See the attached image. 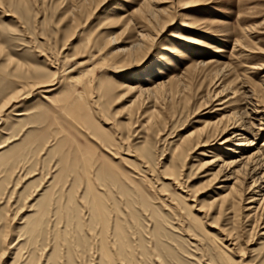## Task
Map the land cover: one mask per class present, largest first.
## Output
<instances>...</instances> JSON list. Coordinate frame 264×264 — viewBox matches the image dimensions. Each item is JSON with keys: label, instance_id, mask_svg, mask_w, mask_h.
Returning a JSON list of instances; mask_svg holds the SVG:
<instances>
[{"label": "rangeland", "instance_id": "374dc122", "mask_svg": "<svg viewBox=\"0 0 264 264\" xmlns=\"http://www.w3.org/2000/svg\"><path fill=\"white\" fill-rule=\"evenodd\" d=\"M141 1L0 0V106L21 90L0 113V264H106L102 234L115 264H264V230L249 233L246 217L235 229L241 246L230 252L214 240L230 227L227 214L197 217L200 229L192 222L199 213L190 205L215 190L196 165L227 158L225 149L181 160L179 188L163 179L179 139L221 115L217 102L199 104L207 86L212 95L216 70L222 85L249 86L264 105V0H155L173 24L142 66L119 70L112 51L134 38L135 27L122 30L139 18L132 10ZM180 29L190 44L170 37ZM170 77L179 91L156 103L148 122L139 117L138 93L126 87ZM41 81L54 86L27 87ZM263 142V134L254 139ZM92 193L104 200V227L92 215Z\"/></svg>", "mask_w": 264, "mask_h": 264}, {"label": "bare ground", "instance_id": "6f19581e", "mask_svg": "<svg viewBox=\"0 0 264 264\" xmlns=\"http://www.w3.org/2000/svg\"><path fill=\"white\" fill-rule=\"evenodd\" d=\"M153 2L155 0H142L138 7L132 10V13L138 15L140 20L139 18L130 17L123 27V33H126L130 28L129 26L135 27L137 30L133 35L134 38L127 42V47L117 48L112 51V55L114 57L117 56L120 65L118 67L119 70L124 71V69L128 68L137 69L139 66H142L149 58V54L154 48L159 35L168 26L173 24L170 16H163L167 12V9L152 6ZM139 24H142V26ZM189 26L190 24L187 21L182 22V29ZM182 29L171 31L170 37L184 39L187 44H190L193 38L190 36L185 37ZM110 41L112 46L119 42L115 36L111 37ZM161 50L167 49L165 46H162ZM10 60L8 57L5 58V61L9 65L11 64ZM215 63L216 61L214 60L206 63L195 62L188 66L186 73L192 72V70L200 65L204 66ZM16 67H18L17 64ZM222 72L223 69H218L214 72L215 74L210 85L211 89L215 87L212 90L213 93L211 92L212 95L208 96L209 91L207 86V91L204 96L200 97L199 103L203 105V108L207 109L208 103L214 105L217 102L215 105L217 107H215L214 111L219 114L221 113V115L212 121L204 120L201 127L194 128L179 139L173 151L177 163L172 168L165 169L163 179L176 184L179 188L181 185L179 178L184 166L180 162L181 160L186 162L190 154L196 153L197 150H202L208 146H218L228 152L229 156L227 158H223L217 153L211 155V159L197 163L196 167L199 169L201 167L204 176L207 178L206 182L210 181V183L215 185L213 186L215 188L214 197L209 202L202 203L199 207H194L193 204L190 207L195 208V211L199 213L192 216V222L198 223L197 227L199 229L201 228L199 225L202 223L200 219L204 220L208 216V212L216 213L218 216L221 214L228 215L230 227L224 231L225 233L222 234V238L214 240L220 248L230 252L239 249L241 246L239 244L241 235L236 234L235 231L239 227L240 219L242 220V218L246 217L247 220H250L249 233L259 234L260 231L264 230V142L260 147H255L254 143L255 137L259 134L264 135V105H260L261 102L258 100L259 97L255 92L256 90L249 86L241 84L243 89L241 88L242 90H240L239 88L231 89L230 85H222ZM171 78L177 77H170L167 80L159 82L153 81L152 83L145 84L147 86L130 85L126 87L129 92L136 91L138 93L136 100H138L140 106L144 107V109L138 107L137 113L139 117H146L148 122L154 117L152 109L154 110L156 103L164 97H168L172 91H179L178 86L181 87L179 79L178 83H170ZM236 79H239L238 75ZM51 82L53 81L27 82V87L30 90L48 88L54 86ZM218 87L221 89L217 91ZM20 91H15L3 102L0 106V113L11 102H15V100L20 98ZM237 96L240 99H237ZM237 104L242 106L236 109L232 107ZM22 115L23 113L20 111L14 114L15 117ZM140 125L142 126L143 123H140ZM248 135L249 137H247ZM91 195L92 215L104 227L106 223L104 200L93 193ZM184 197L188 198L190 194L187 192ZM174 208L171 206V209ZM239 211H243L246 214L243 216V213H239ZM43 212L44 209L40 210V215H43ZM121 227L120 225L117 226V233H124ZM208 236H210L208 232L203 233L204 238L208 239ZM259 236L263 238L260 244L264 247V231ZM101 241L102 254L104 256L103 261L106 264H115V254L110 253L108 247L105 246L103 234ZM226 263H228V260H226Z\"/></svg>", "mask_w": 264, "mask_h": 264}]
</instances>
